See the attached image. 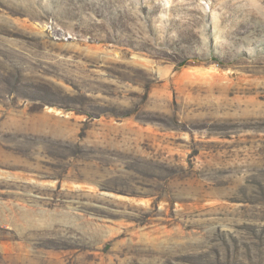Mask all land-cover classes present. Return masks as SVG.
<instances>
[{"label":"rangeland","instance_id":"obj_1","mask_svg":"<svg viewBox=\"0 0 264 264\" xmlns=\"http://www.w3.org/2000/svg\"><path fill=\"white\" fill-rule=\"evenodd\" d=\"M259 186L264 0H0V264L264 263Z\"/></svg>","mask_w":264,"mask_h":264},{"label":"trees","instance_id":"obj_2","mask_svg":"<svg viewBox=\"0 0 264 264\" xmlns=\"http://www.w3.org/2000/svg\"><path fill=\"white\" fill-rule=\"evenodd\" d=\"M246 193V192H245ZM245 202L249 203L250 205H254L257 204L259 207H263L264 208V186H259V189L256 191H253L250 195H248L245 198ZM257 238H259V240H262V244L260 245H256V248H261L264 246V237L257 236ZM246 258L248 260L250 259V255H247ZM264 262V261H263ZM251 264H256L254 263L253 260H251ZM257 264H264V263H257Z\"/></svg>","mask_w":264,"mask_h":264}]
</instances>
